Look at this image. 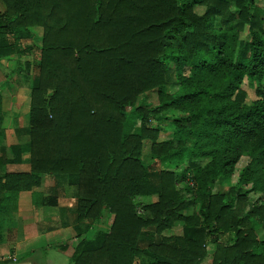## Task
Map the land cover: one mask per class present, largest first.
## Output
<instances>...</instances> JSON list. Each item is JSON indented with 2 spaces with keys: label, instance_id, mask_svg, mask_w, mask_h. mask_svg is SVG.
I'll use <instances>...</instances> for the list:
<instances>
[{
  "label": "trees",
  "instance_id": "obj_1",
  "mask_svg": "<svg viewBox=\"0 0 264 264\" xmlns=\"http://www.w3.org/2000/svg\"><path fill=\"white\" fill-rule=\"evenodd\" d=\"M1 1L4 44L42 32L24 125L29 169L0 171V239L19 221L21 190L36 207L57 205L39 189L50 174L76 189L75 226L112 214L108 228L78 239L72 264H202L209 243L210 264H264V30L253 27L254 0ZM245 78L256 81L250 103ZM151 90L158 102L138 103ZM173 110L172 136L159 139ZM4 115L0 93V129ZM236 170L227 191L213 190ZM151 194L139 213L135 196ZM177 221L192 234L162 233Z\"/></svg>",
  "mask_w": 264,
  "mask_h": 264
},
{
  "label": "rangeland",
  "instance_id": "obj_2",
  "mask_svg": "<svg viewBox=\"0 0 264 264\" xmlns=\"http://www.w3.org/2000/svg\"><path fill=\"white\" fill-rule=\"evenodd\" d=\"M0 0V7H3ZM259 10L258 23L253 26L259 29L261 32L264 30V0H254ZM203 6H196V10L201 13ZM214 25H218V18H214ZM33 32L37 37L29 38L28 36H22L19 41L11 44L12 36H8V44L3 43V39L0 36V91L3 93V107L5 109V115L1 122L0 129V155L3 159L13 158L12 162L3 161L0 163V171L5 169L9 170H24L29 169L27 153L24 151V147L28 142V134L25 130L26 112L29 106V90L30 85L34 83V76L37 72V62L39 59V43L38 36L41 35L42 29L40 26H35ZM249 37L248 26L246 25L240 33V38L247 39ZM31 45L32 50L20 56L19 47ZM20 69L17 70V67ZM184 73H189V68H180ZM256 81L245 78L242 87L246 90V103H250L255 97ZM177 83L170 82L167 84V90L170 92L175 91ZM157 94L154 90L141 94L138 99V103L144 104H156ZM179 114L178 111H169L167 117L162 121L164 127L160 134L159 139H165L172 136L174 130V123L171 121L172 117ZM137 129V125L134 126ZM146 152L147 149L144 148ZM209 159V157H197L191 158L193 164H203ZM247 160L246 156H242L237 164V168L241 167ZM155 167H165L167 164L163 161H156ZM237 177V170L234 172L230 179L219 176L213 185V190L227 191L229 186L235 182ZM53 188H52V187ZM43 193L47 195H55L57 201L61 200L65 204L58 205L60 211L65 207V211L69 214L68 219L64 222L65 225H71L72 229L65 230L61 233L62 225L60 223L55 224L54 221L47 219L52 213L55 214L56 206H33V210L30 214H25L24 218L20 217L17 224L11 223V226H17L16 230L11 229L9 233L6 232L7 240L0 246V264H25L28 260H31L33 264H71L69 253L71 254L74 245L81 236L91 237L96 231L106 229L110 225L112 214L104 208L102 215L99 219L95 220V223L88 229V226L93 223L89 219L80 225L72 224L74 222V207L76 206V189L73 186L66 184V179L61 176H55L50 174H44L42 176V182L39 186ZM259 193L249 192V201L254 202L258 198ZM156 199L155 194L151 195H136L134 200L137 204V210L142 213V206L145 203L151 202ZM70 202V206L67 204ZM59 203V202H58ZM194 210V207L189 206L185 212L190 213ZM59 211V210H58ZM67 216V215H66ZM68 221V222H67ZM10 226V225H9ZM81 226V227H80ZM25 227V231H24ZM47 229L52 230L49 234L46 233ZM60 229V230H59ZM80 231V232H79ZM43 233V234H42ZM164 235L185 234L191 235L192 230L186 227L181 221H177L174 225L162 232ZM27 235L25 243H23L24 235ZM39 234V235H38ZM42 234V235H41ZM35 236L33 239L32 237ZM161 235L155 237L156 240ZM33 239V240H32ZM218 239L227 243L233 239V231H227L218 234ZM1 240V239H0ZM30 240V241H29ZM148 240L141 239L139 242L141 245H146ZM18 243H21L18 244ZM65 245L67 251L62 250L61 246ZM208 255L203 260L202 264H210L211 251L213 243L208 244ZM23 256L20 260L15 258ZM147 261L146 258H141L136 264H144ZM30 263V264H31Z\"/></svg>",
  "mask_w": 264,
  "mask_h": 264
},
{
  "label": "crops",
  "instance_id": "obj_3",
  "mask_svg": "<svg viewBox=\"0 0 264 264\" xmlns=\"http://www.w3.org/2000/svg\"><path fill=\"white\" fill-rule=\"evenodd\" d=\"M3 3V2H2ZM1 3V4H2ZM2 6H4L3 4H2ZM5 9V6H4V8L3 7H0V11H3ZM0 93L1 94H3L1 91H0ZM7 170H9V169H7ZM69 186V185H68ZM39 189H41V187L39 188ZM58 202L59 203H57V205H56V207H57V210H56V212H55V214L54 213H52V215L51 216H48L47 217V219H49V220H52V221H54L55 222V224H57V223H60V225H62V228H61V233L62 232H64L65 230H69V229H72V226L71 225H65V221L68 219V217H69V214L67 213V211H65V207L63 206V210H61L60 211V209H59V207H58V205H63V204H65L64 202H62L61 200H58ZM69 206H70V202H68L67 203ZM33 204H32V201H31V191L30 190H21L20 192H19V196H18V209H17V215H18V217L20 216V217H23L24 218V216H25V214H30L31 212H32V210H33ZM34 207H36V206H34ZM59 210V211H58ZM67 215V216H66ZM19 217V218H20ZM68 222V221H67ZM95 223V221L93 222V223H91V225H89L88 226V229H90L91 228V226L93 225ZM16 228H17V226H9L8 228H7V234L9 233V231L11 230V229H15L16 230ZM60 230V229H59ZM24 231H25V227H24ZM52 230H50V229H47V231H46V233L47 234H49L50 232H51ZM43 234V233H42ZM41 234V235H42ZM39 235V234H38ZM7 236L5 235L4 236V238H2L1 240H0V246H1V244L2 243H4L6 240H7V238H6ZM21 238H23V243H25L26 241H28V240H26V238H27V235L25 234L24 235V237H21ZM33 239L35 238V236H33L32 237ZM32 239V240H33ZM30 241V240H29ZM18 244H20L21 245V243H18ZM61 249L62 250H65V251H67L68 249L65 247V245H62L61 246ZM69 257H70V253H69ZM31 263V260H28L27 262H25V264H30ZM31 264H33V263H31ZM72 264V263H71Z\"/></svg>",
  "mask_w": 264,
  "mask_h": 264
}]
</instances>
